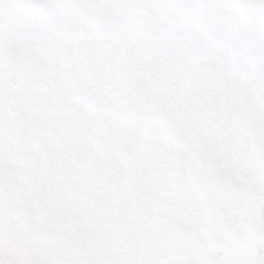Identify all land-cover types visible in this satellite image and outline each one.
I'll return each mask as SVG.
<instances>
[{"label":"clouds","instance_id":"1","mask_svg":"<svg viewBox=\"0 0 264 264\" xmlns=\"http://www.w3.org/2000/svg\"><path fill=\"white\" fill-rule=\"evenodd\" d=\"M0 102L29 179L119 198L108 264H258L264 0H0Z\"/></svg>","mask_w":264,"mask_h":264},{"label":"snow or ice","instance_id":"2","mask_svg":"<svg viewBox=\"0 0 264 264\" xmlns=\"http://www.w3.org/2000/svg\"><path fill=\"white\" fill-rule=\"evenodd\" d=\"M28 7L22 6L25 10ZM29 173V169L20 171L14 166L0 143V253L7 244L19 247L18 264H108L102 252L94 250V243L106 238L116 216L127 220L116 207L119 198L106 188L93 192L99 176L90 178L81 173L79 182L72 185L62 175L53 177L38 170L29 179ZM185 223L192 227L197 221L188 219ZM257 261L264 264V252ZM0 264H5L2 256ZM216 264L230 262L220 255Z\"/></svg>","mask_w":264,"mask_h":264}]
</instances>
